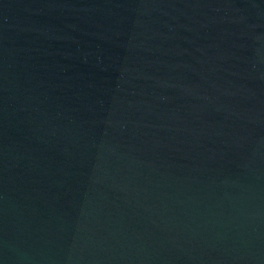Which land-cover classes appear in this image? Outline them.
Instances as JSON below:
<instances>
[{"label": "water", "instance_id": "95a60500", "mask_svg": "<svg viewBox=\"0 0 264 264\" xmlns=\"http://www.w3.org/2000/svg\"><path fill=\"white\" fill-rule=\"evenodd\" d=\"M0 264H264V0H0Z\"/></svg>", "mask_w": 264, "mask_h": 264}]
</instances>
